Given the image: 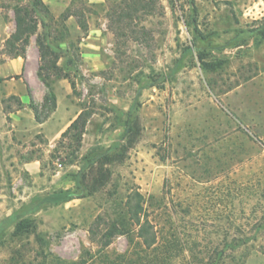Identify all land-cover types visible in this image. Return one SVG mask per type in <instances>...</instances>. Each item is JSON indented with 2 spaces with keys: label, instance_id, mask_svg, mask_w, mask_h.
I'll return each instance as SVG.
<instances>
[{
  "label": "rangeland",
  "instance_id": "1",
  "mask_svg": "<svg viewBox=\"0 0 264 264\" xmlns=\"http://www.w3.org/2000/svg\"><path fill=\"white\" fill-rule=\"evenodd\" d=\"M30 1L0 0V221L19 212L34 233L10 228L0 264H264V0H41L69 75L51 90L40 22L23 57L8 53L13 9ZM131 1L143 11L118 22ZM82 105L77 146L61 135ZM129 113L139 140L109 183L45 204L74 188L83 156L122 142ZM135 192L150 247L128 214Z\"/></svg>",
  "mask_w": 264,
  "mask_h": 264
},
{
  "label": "trees",
  "instance_id": "2",
  "mask_svg": "<svg viewBox=\"0 0 264 264\" xmlns=\"http://www.w3.org/2000/svg\"><path fill=\"white\" fill-rule=\"evenodd\" d=\"M126 3L123 12L118 16V22H123V19L133 21L132 15H137L143 11L142 2L131 1ZM191 4L193 0H190ZM46 6L41 0H31L27 6L17 5L14 7V21L15 31L7 40L8 53L12 57H23L25 48L29 43L30 36L37 32L39 22L42 24L44 33L37 35L36 44L39 53V68L38 77L50 89L52 79H69L68 74L59 66V60L62 58V51L59 47L53 46L49 42L50 34L46 31V24L44 23V16L47 12ZM39 20V21H38ZM126 28V27H125ZM124 28V29H125ZM264 29V28H263ZM119 36V35H118ZM72 86L74 84L72 83ZM9 99L16 100L19 108L21 107L20 100L17 97L11 96ZM50 102L53 109L56 107V98L52 92H49L46 97V103ZM34 116L38 123L42 120L37 115L36 108L33 107ZM93 112L85 105H82L80 113L71 122L67 129L62 133L61 138L70 139L77 143H81L82 136L85 132L86 126L92 116ZM125 133L122 142L108 147L106 149H94L88 152L80 159L78 170L73 174L72 181L74 188L68 190L55 191L44 199V203L48 205H56L60 203H67L74 199H82L90 194L104 188L111 179V166L118 165L124 162L127 154L131 148L139 140V127L136 120L129 118L125 122ZM77 151V150H76ZM142 196L134 193L128 197L127 206L128 214L132 222L140 227V238L143 243L150 247L154 241L152 237H147L145 232V224H141V214L143 212ZM19 212H14L6 216L0 221V244L6 237V232L13 228L10 237L21 238L26 235L34 233V226L30 219L22 218ZM116 229V226H112ZM114 234V233H113ZM112 234V235H113ZM107 242L106 244H108ZM243 243L229 245L231 249H236ZM20 251L13 250L11 255V262L15 261V257L19 260ZM16 264H18L16 262Z\"/></svg>",
  "mask_w": 264,
  "mask_h": 264
}]
</instances>
